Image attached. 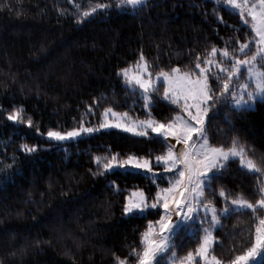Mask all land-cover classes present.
<instances>
[{"label":"trees","instance_id":"obj_1","mask_svg":"<svg viewBox=\"0 0 264 264\" xmlns=\"http://www.w3.org/2000/svg\"><path fill=\"white\" fill-rule=\"evenodd\" d=\"M97 2L106 0H0V106L6 112L23 105L24 118L33 120L32 125L14 123L0 112V264H114L115 256H129L131 248L140 247L147 221L158 216L155 209L124 215V199L135 188L154 193L168 177L162 170L153 180L146 171L122 169L92 176L89 169L96 170L94 155L112 152L120 158L151 156L157 166L155 155L166 150L163 138L110 131L59 144L47 142L43 133L78 126L89 104L95 115L86 123H97L109 106L134 119L146 118L140 91L117 75L118 69L134 65L141 52L152 73L175 65L187 69L212 45L232 48L233 37L246 39L235 26L252 34L239 13L216 0H147L146 6L98 9L77 20ZM162 91L151 94V114L167 120L176 106L163 100ZM216 108L208 129L212 142L228 146L237 137L260 165L264 100L255 109L235 111L227 103ZM22 143L39 147L28 154ZM262 185L264 172H250L235 159L213 181L214 191L206 190L220 217L213 228L218 257L232 259L246 251L258 223L251 209L231 210L220 188L227 196L254 200ZM225 204L229 211L222 213ZM203 211L174 237L178 255L200 243ZM255 264H264V256Z\"/></svg>","mask_w":264,"mask_h":264},{"label":"snow or ice","instance_id":"obj_2","mask_svg":"<svg viewBox=\"0 0 264 264\" xmlns=\"http://www.w3.org/2000/svg\"><path fill=\"white\" fill-rule=\"evenodd\" d=\"M147 0H106L97 2L83 10L77 20L96 13L97 10L107 12L110 8L122 5L146 6ZM230 6L238 10L239 18L251 30V35L244 32L239 25L236 30L247 36L246 39L233 37L235 47H217L212 45L203 59L197 55L193 67L184 69L180 65L169 68L160 67L158 71H149V61L144 53L139 54L134 65L118 69L127 84H134L142 90L144 104L147 109L146 118L131 119L129 113L115 111L111 106L104 107L97 123H86V117L95 115L93 105L89 104L82 114L78 126L59 130L49 128L47 138L52 142H66L80 136H88L107 129H122L129 133L148 136L155 133L162 137L166 150L155 155V165L151 156L129 154L120 158V154L112 152L110 156L94 155L96 170L89 172L92 176H105L116 167H133L144 170L155 180L161 170L168 177L163 185L157 184L154 193L144 188L130 190L122 206V214L129 215L155 209L158 219L148 220L147 227L141 233L140 247L131 248L129 256H115L114 264H247L264 249V185L259 189L258 198L246 199L243 195L236 198L226 195L220 188L219 196L230 200L231 205L239 209H251L258 223L255 238L251 246L235 255L232 259L218 257L213 251V243L217 239L213 228L219 223L216 205L206 196V190L214 191L213 181L218 178L227 162L239 157L241 165L253 172H264V161L258 165L247 155L245 147L237 137H233L230 145L216 144L209 135V124L217 115V104L227 103L235 111L249 109L257 97L264 100V0H216V4ZM79 7V6H78ZM63 11V9L61 10ZM215 12V7L213 9ZM222 19V17H219ZM219 54L220 58H217ZM162 87V98L176 106L171 118L156 119L151 114L153 96L150 92H158ZM0 112L5 110L0 106ZM7 119L17 123L33 124L31 116L24 118V107H14L5 112ZM227 116L228 113H225ZM229 124L232 122L229 120ZM234 127V124L232 125ZM231 130V129H229ZM36 131L40 129L37 127ZM219 131V129H218ZM52 144L49 143L48 147ZM36 144L22 143L20 148L25 153H34ZM15 163V160H13ZM11 167V165H6ZM110 184L119 191L115 181ZM203 208L204 219L201 220L203 235L194 250L178 255L174 237L184 221L193 220V215H200ZM163 209V212L160 210ZM229 211V207L219 210ZM211 213V220L207 219ZM175 217V219H174ZM166 258V259H165Z\"/></svg>","mask_w":264,"mask_h":264},{"label":"rangeland","instance_id":"obj_3","mask_svg":"<svg viewBox=\"0 0 264 264\" xmlns=\"http://www.w3.org/2000/svg\"><path fill=\"white\" fill-rule=\"evenodd\" d=\"M132 7H134L133 5H122V6H120L119 8H118V10H121V11H126L127 9H129V8H132ZM229 8H231L230 6H228ZM232 9V8H231ZM232 10H234L235 12H237L238 13V10H235V9H232ZM219 57V54H217V58ZM149 71H150V69H149ZM151 72V71H150ZM131 86H134L135 88H137V90H139L140 91V93H141V97L143 98V95H142V90L141 89H139L138 88V86H135L134 84H130ZM152 93H154V92H150V95L152 94ZM164 100V99H163ZM262 99H260L259 97H257V100H256V102L253 104V106L251 107V108H249V109H255L256 108V106H257V102H259V101H261ZM164 101H166V102H169V101H167V100H164ZM129 117L131 118V119H134L132 116H131V114L129 113ZM14 122V121H13ZM15 123V122H14ZM17 123V122H16ZM110 131H119V132H123V133H126V134H130V135H133V136H138V137H150V135H151V132L149 133V135L148 136H141V135H137V134H133V133H129V132H127V131H124V130H122V129H107V130H102L101 132H99V133H95V134H92V135H88V136H80V137H78V138H75V139H73V140H69V141H66V142H54V143H59V144H69V143H72V142H75V141H78V140H80V139H84V138H88V137H91V136H94V135H96V134H100V133H102V132H110ZM152 134H155V133H152ZM155 135H157V134H155ZM157 136H159V135H157ZM45 140L47 141V142H52V141H50L49 140V138H47L46 136H45ZM235 159H238L239 160V157H234V158H231L229 161H231V160H235ZM228 161V162H229ZM227 162V163H228ZM243 166V165H242ZM245 169H247L245 166H243ZM117 169H122V170H124V171H142V172H144V170H140V169H136V168H133V167H125V168H119V167H116V168H114V169H112V170H109L110 172H113V171H115V170H117ZM247 170H249V169H247ZM250 172H253L252 170H249ZM254 173V172H253ZM202 210H203V208H201ZM231 210H238L237 208H236V206H234V205H232V209ZM239 210H246V209H239ZM137 213H140V214H142V213H145V212H137ZM209 214H211L210 212H209ZM129 215H132V214H129ZM174 219H175V217H174ZM185 222V223H184ZM182 224L184 225V224H186V222H188V221H184ZM182 225V226H183ZM219 226V223H217L216 225H215V227H218ZM214 244V243H213ZM264 256V249H261L260 251H259V253L257 254V255H255L254 257H250L249 258V260L247 261V264H255V263H257L262 257Z\"/></svg>","mask_w":264,"mask_h":264},{"label":"water","instance_id":"obj_4","mask_svg":"<svg viewBox=\"0 0 264 264\" xmlns=\"http://www.w3.org/2000/svg\"><path fill=\"white\" fill-rule=\"evenodd\" d=\"M185 223V222H184ZM183 224L180 225V227L182 226Z\"/></svg>","mask_w":264,"mask_h":264}]
</instances>
